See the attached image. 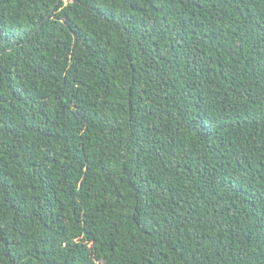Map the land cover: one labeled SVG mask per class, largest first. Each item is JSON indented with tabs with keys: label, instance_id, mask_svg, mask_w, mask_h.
<instances>
[{
	"label": "trees",
	"instance_id": "trees-1",
	"mask_svg": "<svg viewBox=\"0 0 264 264\" xmlns=\"http://www.w3.org/2000/svg\"><path fill=\"white\" fill-rule=\"evenodd\" d=\"M0 0V264H264V0Z\"/></svg>",
	"mask_w": 264,
	"mask_h": 264
},
{
	"label": "water",
	"instance_id": "water-1",
	"mask_svg": "<svg viewBox=\"0 0 264 264\" xmlns=\"http://www.w3.org/2000/svg\"><path fill=\"white\" fill-rule=\"evenodd\" d=\"M59 0L56 1V3L54 4V6L52 7L51 12L55 9L56 5L58 4Z\"/></svg>",
	"mask_w": 264,
	"mask_h": 264
}]
</instances>
